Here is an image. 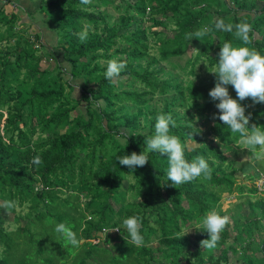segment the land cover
<instances>
[{
    "label": "trees",
    "instance_id": "1",
    "mask_svg": "<svg viewBox=\"0 0 264 264\" xmlns=\"http://www.w3.org/2000/svg\"><path fill=\"white\" fill-rule=\"evenodd\" d=\"M16 1L0 0V30L4 31H0V45L7 46L0 47V201L17 202L10 210L0 207V264H87L92 258L98 263L109 259L108 264H228L226 250L236 254L237 247L242 255L235 264H264L262 202H248L249 216L245 221L234 219L235 234L223 231L214 249L199 246L210 238L199 229L193 238L200 244L189 253L191 238L185 229L197 226L206 213L217 209L223 194H241L244 189L255 194L256 181L264 172L251 170L244 175L251 186L236 185L234 174L242 168L225 164L239 134L213 119L219 115L215 107L219 101L208 102L206 97L215 87L216 76L202 88L190 89L186 97L180 84L173 86L160 78L163 67L149 50V40L158 51L160 42V57L175 59L194 44L200 48L199 57H205L211 67L218 63L224 42L255 49L264 56V0H120L124 7L112 27L106 15L88 11L96 9L95 4L39 0L37 13L57 11L53 20L58 51L42 43L40 31L28 32L24 16L8 13V6L18 10ZM216 18L249 23L252 42L243 45L233 34L216 30L203 38L185 39L186 33L214 28ZM143 20L150 24L141 26ZM84 21L94 30L82 32L85 39L81 40L78 32ZM118 37L123 43L115 48ZM166 49L170 51L165 53ZM48 59L55 68L45 67L43 62ZM109 60L126 63L112 82L104 77ZM188 64L193 74L194 63ZM64 73H70L71 79H64ZM226 87L230 97L245 108V115L251 114L250 126L264 130V103L253 104L251 98L239 101L234 88ZM171 90L177 95L169 99L165 95ZM160 114L172 116L176 127L170 126L169 134L185 145L188 161L204 157L211 178L201 176L172 186L166 175L167 156L158 152L145 153L149 162L134 173L119 164V157L145 149L144 140L154 134ZM187 142L196 146L189 148ZM37 155L42 163L31 165ZM21 209L26 212L21 214ZM9 214H13L10 221ZM131 216L142 220L143 246L124 239L123 220ZM59 223L70 227L82 243H65L55 232ZM117 228L120 232H112ZM229 237L231 246L216 255L214 251ZM94 239L98 242L91 243Z\"/></svg>",
    "mask_w": 264,
    "mask_h": 264
},
{
    "label": "clouds",
    "instance_id": "2",
    "mask_svg": "<svg viewBox=\"0 0 264 264\" xmlns=\"http://www.w3.org/2000/svg\"><path fill=\"white\" fill-rule=\"evenodd\" d=\"M80 3L89 5L91 0H80ZM213 30L231 33L243 45L252 42L250 37L252 26L249 23H225L223 18H216L214 28L204 27L195 32L186 33L185 39L192 41L194 38H203ZM80 39L83 40L85 37L80 35ZM125 68L126 63L109 60L104 77L112 82L120 77ZM210 73L215 74L216 83L208 95L213 102L219 101L215 104L219 115H214L213 119L223 122L232 133L239 134V143L251 153V159L264 158V130L255 124L250 126L251 114L245 115V108L236 99L230 97L226 87L231 85L234 88L239 101L251 98L253 104L264 103V56L255 49L246 46L235 47L231 42H224L218 53V63ZM170 126L171 128L176 127V122L170 114L158 115L154 134L144 140L145 149L140 154L133 152L130 156L119 157V164L127 166L130 173H134L137 167L142 168L149 162L145 153L158 152L161 156H167L166 175L172 186L191 182L201 176L211 178V169L204 157L197 156L192 161L185 158V145L181 143L179 137L169 134ZM189 139L194 140L193 135H189ZM214 139L217 144L220 143L219 138ZM41 163L42 160L38 155L30 161V164L34 166H39ZM16 204V201L4 200L0 203V207L10 210L15 208ZM228 222L227 216H221L214 210L206 213L200 219L197 228H202L210 238L201 241V247L216 248L221 239V233ZM122 226L127 232V237L124 239H127L134 246H143L144 237L141 235L142 220L140 217H128L123 220ZM55 232L62 237L65 243L71 246H79L82 243V240L78 239L72 229L64 223L57 224ZM112 232H120V229L117 228Z\"/></svg>",
    "mask_w": 264,
    "mask_h": 264
},
{
    "label": "rangeland",
    "instance_id": "3",
    "mask_svg": "<svg viewBox=\"0 0 264 264\" xmlns=\"http://www.w3.org/2000/svg\"><path fill=\"white\" fill-rule=\"evenodd\" d=\"M42 1L45 3L49 0H42ZM128 1L133 3L136 0H128ZM16 2H17L16 5L19 6V7L16 6L18 10H16L15 7L8 6L7 7L9 11L8 13L17 12L19 16H24L25 21L28 24V27H27L28 32L32 34V33H35L36 31H40V36H41L40 38L42 40V43H46V45L51 46L50 47L51 50L54 47L55 51L56 50L58 51L60 48L56 47L57 46L56 42L57 41L59 42V38L57 37L58 32L56 28V23L53 20V19H57L58 17L56 16L57 11L49 10V11H46V13L44 14L37 13L35 10L39 7V3H40L39 0H18ZM91 4H95L96 9L94 7H90L88 8V11L90 12L93 11L95 14H99L100 12L102 13V15H106L108 17L107 21L109 22V25H108L109 27H112L111 23L117 19V17L120 15L124 7V4L120 0H111L110 3L108 4H104L103 0H96V1L91 0L90 5ZM26 12H32V13H30L31 15L29 14V16L28 15L26 16ZM146 13H148V9L146 10ZM136 19H139L138 16H136ZM137 22L140 23L141 21H137ZM42 23H43V26H42ZM149 24L150 23L146 20L145 22L141 24V26L147 27ZM25 27L26 26L24 25V28ZM134 27L135 26H132V28ZM93 30H94V26L93 25L88 26V22L84 21L83 29L82 31H79L78 34L83 35L82 32L88 33L89 31H93ZM156 30H160V28ZM0 31L4 32L3 30H0ZM167 31H168V36L172 37V32L170 30H167ZM124 32L125 30L122 31V33ZM116 41H117V45H115V48L122 45L123 43V40H121L120 37H118ZM151 43L153 42L149 40V46L151 45L152 47L149 49L150 54L153 56H156L159 59L158 66L163 67V73L160 74V78L169 80V82H171L173 86L180 84L185 89L184 94L186 97H190V93H189L190 89L202 88L203 86L207 85L209 83L210 78H212L215 75L213 73H210L212 72L215 66H212V67L209 66L206 63L207 60L205 59V57L203 58L199 57L200 48H198V46L191 44L186 50L185 54L182 55V57L180 56L179 58H175V59L169 58L166 60V59H162V57H160L159 55V53H161L160 42H159V51L157 47ZM0 47H2L3 49L7 48L4 42L1 43ZM169 51L170 49H166L164 52L168 53ZM189 61L194 63L193 74L190 73L192 66L188 64ZM101 63H104V62L101 60ZM43 64L45 65V67L51 66L50 70L55 68V64L52 60L48 59L47 61H44ZM62 76L64 79H69V80L71 79L70 73H67V75L64 73L62 74ZM172 76H173V79H171ZM77 82L79 84L78 86L81 87L83 85V79L81 77L77 79ZM74 91H76L75 92L76 94L79 92V90L77 89H74ZM209 92H210V89L207 91V93L209 94ZM176 95H177L176 91L171 90V91H168V93L165 96L170 99L172 96H176ZM159 99L155 98L154 100H159ZM206 100L208 102H211V98L209 97V95H207ZM197 101L199 103L203 102L202 99H198ZM193 102L195 103L196 101L193 100ZM158 105L162 106L163 101L160 100ZM187 146L191 148V147L196 146V144L187 142ZM233 147H234V150L226 154L227 161L225 162V164L227 165V164L232 163V167H237V168L241 167L242 170L245 166H247V169L244 170V172L242 170H238L237 172H235L234 175L236 178V185L243 183V185H245L246 187L251 186V181L244 178V175L248 173L250 174L251 170L253 171L254 169L261 170L264 172V158H261L259 160L251 159V154L249 153L247 149H245L244 145L239 143V141L233 144ZM127 183H128L127 181H124L123 185L127 187ZM256 185H257L256 187L258 188V191L255 194L249 193L247 189H244V192L241 194H238L237 192H234L230 196L227 194H223L219 207L214 210L221 216H227L229 218V222L225 226V229L223 231L226 230L230 236L235 234V231L233 230V225H234L233 220L240 217L241 221H245L244 217L249 216L248 202H251V203L262 202L264 204V174H262V177L260 179H257ZM84 201L85 200L83 198L80 199V202L84 203ZM21 211H22L21 214H23V212H26L24 209H21ZM12 216L13 214H9L8 216L9 221L12 219ZM260 223L263 224L264 219L261 218ZM20 225H23V222H20ZM8 229L9 230L14 229V227L9 226ZM199 229H202V228H197V226H194V227H189L185 229V233L191 238V244L188 248L189 253H192L195 247H197L200 244L199 242H196V240H194L193 238L195 232L199 231ZM105 231H103L102 233H104ZM100 235L101 237L104 236L103 234H100ZM261 235H264V230L262 231ZM254 237L256 238V241H258V239L260 238L259 235H257L256 233L254 234ZM97 242H98L97 239H94L91 241V243H97ZM155 245L156 244L154 245L152 244L153 247H155ZM199 246H201V244ZM228 246H231L230 237L226 240L225 245L215 250L214 253L216 255H219L221 250L226 249ZM236 249H237L236 254H232L230 250H226L228 252L227 253L228 264H235L236 260L241 257L242 250L239 249L238 247ZM248 254L251 255L252 251L249 250ZM156 256H159V255L156 254ZM257 256L260 257V254H257ZM98 261L100 264L109 263V259H103L102 261L100 260ZM99 263L95 259L92 258L87 264H99ZM156 263L164 264V262H157V261Z\"/></svg>",
    "mask_w": 264,
    "mask_h": 264
}]
</instances>
